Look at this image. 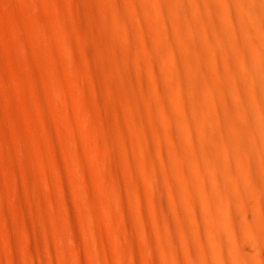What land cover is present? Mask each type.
<instances>
[{
  "label": "bare ground",
  "instance_id": "obj_1",
  "mask_svg": "<svg viewBox=\"0 0 264 264\" xmlns=\"http://www.w3.org/2000/svg\"><path fill=\"white\" fill-rule=\"evenodd\" d=\"M49 3L57 13H36L33 32L45 43L51 102L71 120L59 67L74 75V88L83 76L94 81L86 90L99 103L74 102L101 125L87 152L102 188H90L75 127L54 132L43 119L50 156L34 159L15 132L23 162L38 167L25 170L35 195V221L25 218L34 233L28 255L40 264H125L145 242L164 264H264V0H72L93 34L83 49L62 7ZM126 180L137 202L150 189L151 213L134 215ZM0 206L8 222L1 188ZM102 221L117 231L113 261L102 256Z\"/></svg>",
  "mask_w": 264,
  "mask_h": 264
},
{
  "label": "rangeland",
  "instance_id": "obj_2",
  "mask_svg": "<svg viewBox=\"0 0 264 264\" xmlns=\"http://www.w3.org/2000/svg\"><path fill=\"white\" fill-rule=\"evenodd\" d=\"M49 1L54 0H0V188L6 194L10 216L8 222H4L1 218L0 206V264H40L28 255L34 233L26 231V223L29 224V222L25 220L28 218L30 221H35L34 214L28 206L35 195L26 177L27 172L31 169L37 170L38 167L31 161L23 162L24 153L18 148L15 132L20 131L24 134L27 153L30 159H34L40 152L50 156V145L46 142L43 119L47 120L54 132H59L63 127L70 125L75 127L80 143L79 155L92 178L90 188L94 193L102 188L101 182L96 180L92 173L96 163L87 152L88 146L96 148L93 134L99 131L101 125L90 122L84 116L83 108L76 104V99L81 96L87 97L93 107L99 103L98 99L86 90L94 84V81L88 76H83L82 87L74 88L72 86L74 75L65 67H59L67 82L66 93L71 98L68 107L71 120L61 118L59 106L51 102L53 91L48 85L50 68L44 61L45 43L43 44L44 41L39 43L40 40L33 32L36 13L55 14L56 10ZM55 1L62 7L59 15L67 22L66 29L71 35L74 46L78 49L90 46L93 34L85 28L86 18L76 12L72 0ZM98 26L101 27V25ZM81 69L87 70L84 62L81 63ZM106 100L105 97L101 99L102 102ZM80 126L89 128L92 134L90 139L84 137ZM64 167L68 170L69 165L64 163ZM137 172L140 177L143 176L142 169L138 168ZM41 188L47 189L45 184ZM124 189L126 199L134 205L132 211L135 216L140 217V210L151 213L150 189L142 193L139 202L136 196L129 192L127 180L124 182ZM68 192L72 200L77 202L72 185L69 186ZM45 199L49 203L47 195ZM56 200L59 203L62 201L60 197ZM20 203L24 206L21 207ZM74 216L79 223L82 217L80 210L75 209ZM101 227L100 240L106 247L102 256L108 261L116 260L117 252L113 235L117 234V231H113L104 221ZM77 228L84 256L89 263L91 249L79 224ZM151 254L153 256V252H150L145 242H139L135 250V259L128 260L125 264H164L159 253H157V260L151 259ZM55 264L61 263L57 260Z\"/></svg>",
  "mask_w": 264,
  "mask_h": 264
}]
</instances>
